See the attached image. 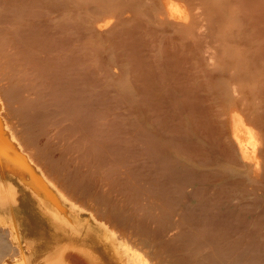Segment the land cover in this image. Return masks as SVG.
I'll use <instances>...</instances> for the list:
<instances>
[{
  "label": "bare ground",
  "instance_id": "bare-ground-1",
  "mask_svg": "<svg viewBox=\"0 0 264 264\" xmlns=\"http://www.w3.org/2000/svg\"><path fill=\"white\" fill-rule=\"evenodd\" d=\"M0 264H264V0H0Z\"/></svg>",
  "mask_w": 264,
  "mask_h": 264
}]
</instances>
